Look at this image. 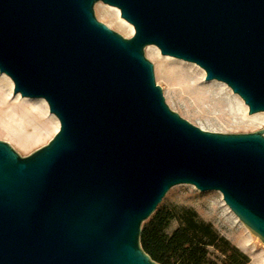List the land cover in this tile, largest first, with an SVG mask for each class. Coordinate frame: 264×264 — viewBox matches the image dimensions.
I'll return each instance as SVG.
<instances>
[{"label": "water", "instance_id": "1", "mask_svg": "<svg viewBox=\"0 0 264 264\" xmlns=\"http://www.w3.org/2000/svg\"><path fill=\"white\" fill-rule=\"evenodd\" d=\"M98 2L133 35L100 21ZM148 45L264 111V0H0V72L60 123L27 156L0 139V264H161L143 224L178 184L220 191L264 244V127L182 117Z\"/></svg>", "mask_w": 264, "mask_h": 264}, {"label": "rangeland", "instance_id": "2", "mask_svg": "<svg viewBox=\"0 0 264 264\" xmlns=\"http://www.w3.org/2000/svg\"><path fill=\"white\" fill-rule=\"evenodd\" d=\"M116 9L117 7L103 2H98L95 5V13L100 21L122 35L130 37L128 28L120 22ZM174 59L184 60L161 53L159 74L156 71V63L152 60L155 65L156 82L162 86L170 107L195 125H204L222 132H235L233 131L235 129L232 121L233 116L226 109L222 99H217L206 91L200 69L194 66L192 73L182 70L173 62ZM197 66L199 65L197 64ZM9 79L11 78L9 77ZM9 79L5 73H1L0 139L9 142L21 155L27 156L47 144L59 130L60 123L53 113L51 116L45 110L42 98L26 97L21 93H14V82L11 79L12 88ZM167 91L177 104L174 101H168ZM20 96L36 99L37 103L33 107L23 106L20 104ZM44 101L46 102L45 99ZM224 203L226 202L223 195L218 190H200L193 184H178L167 192L158 208L170 213V227L167 230L169 234L181 226L180 210L191 209L197 214L198 220L212 226L219 238L228 240L231 246L246 256L244 264H264V244L242 222L255 239L252 251L248 252L241 248V242L244 241L246 232L226 210ZM222 248L221 242L216 241V245L209 247V258L216 263L233 264L229 260L228 254L221 251Z\"/></svg>", "mask_w": 264, "mask_h": 264}, {"label": "trees", "instance_id": "3", "mask_svg": "<svg viewBox=\"0 0 264 264\" xmlns=\"http://www.w3.org/2000/svg\"><path fill=\"white\" fill-rule=\"evenodd\" d=\"M180 221L181 226L169 234L170 213L157 208L143 224L142 246L154 260L161 264H220L209 258V247L220 241L221 251L233 264H244L246 256L228 240L219 238L210 224L198 220L193 210L181 209Z\"/></svg>", "mask_w": 264, "mask_h": 264}, {"label": "bare ground", "instance_id": "4", "mask_svg": "<svg viewBox=\"0 0 264 264\" xmlns=\"http://www.w3.org/2000/svg\"><path fill=\"white\" fill-rule=\"evenodd\" d=\"M117 15L122 24L127 26L128 32L130 36L134 33V27L131 23H129L127 20H125L121 14L119 9L117 8ZM146 54L150 60H153L156 63V71L157 74L160 73V57H161V51L156 45H148L146 47ZM173 61L176 65H178L182 70L188 71L192 73L193 67H198L200 69V75L202 79L205 82L204 88L209 93V95L217 98L222 99L223 103L226 107V109L231 113L232 121H233V127L235 128L233 131H254L257 129H260L264 126V111H259L256 113L251 114L249 112V108L247 104L243 101L242 98H240L239 95H237L230 87L223 81L213 79V80H207L205 77V70L199 66H197L196 63L188 62L185 60H176ZM1 75V72H0ZM6 77L9 79L8 75L6 74ZM11 81V79H9ZM12 88H13V82L11 81ZM166 96L169 99L168 101H174L171 97L170 93L167 91ZM21 102L23 106H31L35 105L37 103L36 99L32 98H23L20 96ZM43 99V98H42ZM45 104V110L48 112L49 115L53 116L51 112H49L47 103L44 101ZM177 104V103H176ZM201 128L206 130H212V131H218L212 128H207L204 125H199ZM58 128V126H57ZM226 210L232 215V217L236 220V222L241 226V228L246 232V237L244 241L241 242V248L245 251H252L254 247V239L255 237L251 234L249 229L242 223V221L239 219V217L230 209V207L224 203Z\"/></svg>", "mask_w": 264, "mask_h": 264}]
</instances>
